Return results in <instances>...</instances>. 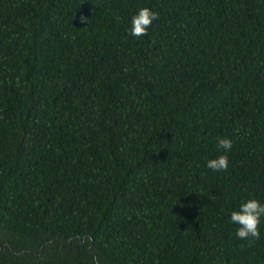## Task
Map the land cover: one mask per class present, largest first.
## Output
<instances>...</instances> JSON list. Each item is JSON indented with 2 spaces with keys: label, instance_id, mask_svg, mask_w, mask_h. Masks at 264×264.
<instances>
[{
  "label": "trees",
  "instance_id": "1",
  "mask_svg": "<svg viewBox=\"0 0 264 264\" xmlns=\"http://www.w3.org/2000/svg\"><path fill=\"white\" fill-rule=\"evenodd\" d=\"M248 198L264 0H0V264H264V220L228 223Z\"/></svg>",
  "mask_w": 264,
  "mask_h": 264
},
{
  "label": "clouds",
  "instance_id": "2",
  "mask_svg": "<svg viewBox=\"0 0 264 264\" xmlns=\"http://www.w3.org/2000/svg\"><path fill=\"white\" fill-rule=\"evenodd\" d=\"M159 14L148 8L141 7L131 16L128 35L137 39L148 34L153 22L158 20ZM82 22L87 23V19L81 17ZM233 140L229 137L218 139L216 148L222 154L206 161V167L216 172L227 171L230 160L228 153L233 148ZM264 220V203L256 198L242 199L237 208L231 210L228 223L235 227V236L237 239L259 238L260 226Z\"/></svg>",
  "mask_w": 264,
  "mask_h": 264
}]
</instances>
